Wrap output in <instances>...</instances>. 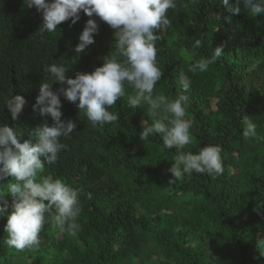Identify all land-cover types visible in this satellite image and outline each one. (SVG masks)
<instances>
[{"label":"trees","instance_id":"1","mask_svg":"<svg viewBox=\"0 0 264 264\" xmlns=\"http://www.w3.org/2000/svg\"><path fill=\"white\" fill-rule=\"evenodd\" d=\"M229 3L235 6L237 0ZM239 6L241 12L233 14L221 0H178L177 9L168 13L171 26L157 42L164 76L155 93L171 98L183 91L181 70L192 80L185 94L194 128L192 143L183 151L222 146L223 173H192L170 184L177 150L164 148L159 134L141 140L144 123L152 122L147 106L133 109L126 95L108 109L118 113L116 121L92 127L61 95V119L77 128L61 138L64 150L54 164H45L41 176L82 189L80 231L75 236L61 232L53 209L46 214L37 249L9 248L4 240L12 197L6 185L14 180L6 177L0 182L9 204L0 217V264H264L259 247L264 238V15L252 17ZM80 17L74 25L69 19L54 33H42V13L35 7L24 0H0V123L13 127L21 143L35 144L33 131L45 121L54 123L33 108L42 83L54 79L45 69L63 63L70 78L90 73L115 44V30L106 22L82 10ZM89 19L97 21L99 31L94 44L77 55L74 49ZM201 36V47L193 49ZM221 45L224 55L217 63L204 73L188 72ZM62 87L67 85L51 83L54 92ZM15 95L26 104L13 119L6 100ZM244 115L256 123V138H243ZM208 241L214 261L204 248Z\"/></svg>","mask_w":264,"mask_h":264},{"label":"clouds","instance_id":"2","mask_svg":"<svg viewBox=\"0 0 264 264\" xmlns=\"http://www.w3.org/2000/svg\"><path fill=\"white\" fill-rule=\"evenodd\" d=\"M221 2L229 13L239 14V5L243 4L250 16L264 15V0H237L235 6L229 0ZM24 4L42 13L43 23L39 29L42 33H54L58 25L69 19L74 25L80 20L82 10L88 17H99L115 30V44L103 58L102 66L90 73H77L75 78H70L67 75L69 68L63 63H53L45 69L54 79L42 83L33 108L42 116L50 115L54 123L49 126L45 121L33 131L35 144L31 141L21 143L13 127L0 123V182L9 176L14 180L6 185L7 195L12 197V211L7 215L5 226L7 238L4 240L9 248L17 251L37 249L40 233L47 222L46 214L52 213L53 209L52 220L61 232L75 236L80 231L78 217L82 212V189L61 179L41 176L45 164H54L64 150L61 138L70 137L77 128L74 121L61 119V95L76 104L92 127L116 121L118 113L108 109L126 95L128 106L133 109L147 106L152 122L150 126H144V123L141 140L159 134L164 148L177 150L174 164L169 169L173 177L170 184L192 173L210 176L223 173L222 146L209 144L200 148L198 153L183 151L192 143L194 128L193 120L187 116L190 102L185 94L192 85L190 76L180 71L179 84L183 91H178L174 97L154 91L164 76L158 63L157 42L162 39L163 30L171 26L168 13L170 9H177L178 0H24ZM98 31L97 21L87 20L74 49L77 55L94 44V34ZM203 39L201 36L195 40L192 48H200ZM223 55V45L218 46L210 56H202L191 64L188 72L192 75L204 73ZM52 82L67 87L54 92ZM126 86L131 87L130 93H126ZM25 104L21 95L6 100L13 119L22 112ZM241 126L245 140L257 137V125L248 115L243 116ZM7 195L5 184L0 183V217L8 211ZM259 247L264 248V238L259 240Z\"/></svg>","mask_w":264,"mask_h":264},{"label":"rangeland","instance_id":"3","mask_svg":"<svg viewBox=\"0 0 264 264\" xmlns=\"http://www.w3.org/2000/svg\"><path fill=\"white\" fill-rule=\"evenodd\" d=\"M209 242V244L211 243V245H209L208 244V246L205 244L204 245V248L206 249V251H207V257L209 258V259H211L212 261H214V256H213V252H212V249H213V243L212 242H210V241H208ZM25 257V256H24ZM23 257V258H24Z\"/></svg>","mask_w":264,"mask_h":264}]
</instances>
